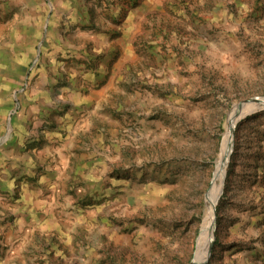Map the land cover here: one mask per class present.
Returning <instances> with one entry per match:
<instances>
[{"label": "rangeland", "instance_id": "rangeland-1", "mask_svg": "<svg viewBox=\"0 0 264 264\" xmlns=\"http://www.w3.org/2000/svg\"><path fill=\"white\" fill-rule=\"evenodd\" d=\"M256 98L264 0H0V264L193 263ZM254 111L203 264H264Z\"/></svg>", "mask_w": 264, "mask_h": 264}, {"label": "bare ground", "instance_id": "bare-ground-1", "mask_svg": "<svg viewBox=\"0 0 264 264\" xmlns=\"http://www.w3.org/2000/svg\"><path fill=\"white\" fill-rule=\"evenodd\" d=\"M240 107V106H239ZM237 107L231 115L230 123H229V134L227 136L224 151L220 160L218 161V167L216 171V179L215 183L208 194V205H207V212L205 216L204 226L202 237L200 238V243L198 247V251L195 257V260L192 264H203L208 256H209V247L213 240V233L215 227V208L218 203V200L222 193V184L226 177V171L229 162V156L231 152V144L233 138V129L241 115H245L247 113H251L252 111L256 110L257 108L264 107V99H261V102H252L243 106L242 108ZM208 236H211V241H209Z\"/></svg>", "mask_w": 264, "mask_h": 264}, {"label": "crops", "instance_id": "crops-1", "mask_svg": "<svg viewBox=\"0 0 264 264\" xmlns=\"http://www.w3.org/2000/svg\"><path fill=\"white\" fill-rule=\"evenodd\" d=\"M18 165H19V164L16 163V164H15V167H17ZM10 182H11V181H10ZM10 182L7 183L8 187L12 186V185H10ZM11 183H12V182H11ZM12 184H14V183H12ZM35 195L37 196V193H36V192H35L33 195L25 193V195H23V197H24L25 201H26L28 204H30V203L32 204V203L34 202ZM30 209H32V205H31V208H30Z\"/></svg>", "mask_w": 264, "mask_h": 264}, {"label": "water", "instance_id": "water-1", "mask_svg": "<svg viewBox=\"0 0 264 264\" xmlns=\"http://www.w3.org/2000/svg\"><path fill=\"white\" fill-rule=\"evenodd\" d=\"M252 102H255V103H257V102H261V98H256V99H251V100H248L247 102H245V103H243V105L242 106H246L247 104H250V103H252ZM264 108V107H263ZM262 109V108H261ZM256 111H254V112H251V113H255ZM234 130H235V128H234ZM216 220V219H215ZM214 234H215V229H214V233H213V240H212V242L214 241ZM211 247H212V244L210 245V247H209V255H210V251H211ZM207 261H208V259H207ZM207 261H206V263H207ZM205 263V264H206ZM192 264V263H191Z\"/></svg>", "mask_w": 264, "mask_h": 264}]
</instances>
